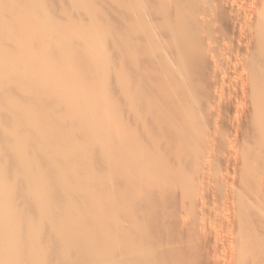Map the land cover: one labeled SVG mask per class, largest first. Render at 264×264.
Masks as SVG:
<instances>
[{"label": "bare ground", "instance_id": "obj_1", "mask_svg": "<svg viewBox=\"0 0 264 264\" xmlns=\"http://www.w3.org/2000/svg\"><path fill=\"white\" fill-rule=\"evenodd\" d=\"M42 1L0 0V264H264V0Z\"/></svg>", "mask_w": 264, "mask_h": 264}, {"label": "rangeland", "instance_id": "obj_2", "mask_svg": "<svg viewBox=\"0 0 264 264\" xmlns=\"http://www.w3.org/2000/svg\"><path fill=\"white\" fill-rule=\"evenodd\" d=\"M44 1H48V2H55L58 6H61V5H65V6H68L69 8H71V5H70V1L69 0H43L42 2H44ZM251 1L252 0H217V5L215 6V14L217 15V14H220V15H222L225 11H228V12H230V11H235L234 13L237 15V13L239 12V17H237V21H236V16H235V19H234V22H237V23H239V22H241V20H243V19H241V17L242 18H246L247 17V15H246V13H248L249 12V10L251 9L250 7H253L252 6V4H251ZM39 2H41V0L39 1V0H37V3H39ZM58 2V3H57ZM214 2H216V0H214ZM250 3L251 5L249 6L248 4ZM221 6V7H220ZM233 8H232V7ZM248 6H249V10H247L248 9ZM223 7V8H222ZM220 8V9H219ZM232 8V10H230ZM70 10H73V8L72 9H70ZM223 10V11H222ZM242 10H244V11H242ZM252 10V9H251ZM250 10V11H251ZM74 12V11H73ZM241 12V13H240ZM252 12V11H251ZM251 12H249V13H251ZM71 13H72V11H71ZM245 13V15L244 16H242L243 14ZM72 14H75V12L74 13H72ZM229 14V13H228ZM81 15V14H80ZM86 15V13H85V11L83 12V15H81V18H84L85 17V19H86V21H88V22H86L87 24H88V26H89V23L91 24V22L89 21V20H87V17L85 16ZM230 17H232V15H230ZM244 18V19H245ZM240 19V20H239ZM212 21V20H211ZM233 21V20H232ZM232 21H230L229 22V20L227 21V23H226V20L225 21H223L222 19H214V21H212V23L214 24V25H217V26H224V28L226 29V30H228V31H231V33L233 32H235L234 33V35L236 34V36H234V35H232L231 33V35L228 37V39H229V41L231 42V38H232V42L234 43L235 42V45H232V46H230V47H228L227 46V44H223L224 42H225V37H223V36H221L222 34H219V36L217 35V37H216V40H218V43H221V44H223L224 46H225V48H228V49H226L227 50V53H228V55H230V56H240V54H241V51L243 52L242 54H241V56L243 57L244 55H245V51H246V45H247V39H246V34H241L240 33V28H239V26H238V24H236V27H235V29H233L234 28V24H232L233 22ZM219 22H220V24H219ZM225 22V23H224ZM232 22V23H231ZM222 24V25H221ZM225 24V25H224ZM231 25V26H230ZM227 26V27H226ZM89 27H92V26H89ZM229 28V29H228ZM238 29V30H237ZM242 29V28H241ZM235 30V31H234ZM240 34H241V36H240ZM233 36H234V38L235 39H233ZM222 37V38H221ZM227 37V36H226ZM60 38V37H59ZM59 38H57V40H59ZM224 39V40H223ZM223 42V43H222ZM220 44V45H221ZM234 46V47H233ZM243 48H245V49H243ZM230 50H231V52H230ZM234 52V53H233ZM234 54V55H231V54ZM238 54V55H237ZM205 55V56H204ZM206 58V52L203 54V59H205ZM239 64H241V63H239ZM239 64H237V66L235 65V71L237 70L236 68H238V70L241 68V66L242 65H239ZM237 70V71H238ZM212 195L213 194H215L216 195V191H214V193H211ZM215 217H216V220H217V217H219V214H217V215H215ZM215 219V218H214ZM216 220H214L215 221V224H213V226H217V223H218V221H216ZM212 225V224H211ZM215 231H212L211 232V234H209L210 236L209 237H211V240L212 241H214L213 243H216L217 241H218V239H215L216 238V236H217V234H218V231L216 230V229H214Z\"/></svg>", "mask_w": 264, "mask_h": 264}]
</instances>
